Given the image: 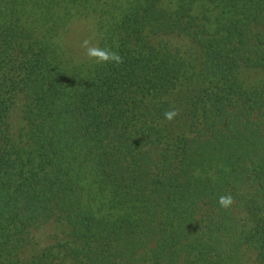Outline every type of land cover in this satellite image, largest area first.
<instances>
[{"label": "trees", "instance_id": "16d2710c", "mask_svg": "<svg viewBox=\"0 0 264 264\" xmlns=\"http://www.w3.org/2000/svg\"><path fill=\"white\" fill-rule=\"evenodd\" d=\"M0 264H264V0H0Z\"/></svg>", "mask_w": 264, "mask_h": 264}, {"label": "rangeland", "instance_id": "374dc122", "mask_svg": "<svg viewBox=\"0 0 264 264\" xmlns=\"http://www.w3.org/2000/svg\"><path fill=\"white\" fill-rule=\"evenodd\" d=\"M93 23V21L90 22L80 20L79 24H77L76 27L73 28L70 47H73L74 51H78V54H76L75 56H77V58L79 59L84 57L83 49L80 47V45L85 39L96 43L95 26L93 25ZM165 38L166 39H163L161 42L168 43L169 41H171L174 46L177 47L181 46L182 48H184L188 44L186 38L181 35L172 34L170 36H166ZM259 77L260 75L256 70H250L249 72H247V78L251 81L257 80ZM21 107V104H19L12 112L11 121L14 128H19V126L21 127L25 124V117ZM65 228L66 225L61 224L59 220H56L54 222H45L44 226L40 229L43 245L47 246L50 244H57L59 246L64 240ZM27 255L29 256V252ZM26 259H28V257Z\"/></svg>", "mask_w": 264, "mask_h": 264}, {"label": "clouds", "instance_id": "9594fccd", "mask_svg": "<svg viewBox=\"0 0 264 264\" xmlns=\"http://www.w3.org/2000/svg\"><path fill=\"white\" fill-rule=\"evenodd\" d=\"M80 47L83 49V55L90 61H94L96 64L103 65L107 63H113L119 65L123 63V57L115 51L107 47H100L98 44L85 39ZM179 114L178 110L170 109L164 113V118L168 121L173 120ZM233 203V197L231 194L222 195L218 198V204L222 208H229Z\"/></svg>", "mask_w": 264, "mask_h": 264}]
</instances>
